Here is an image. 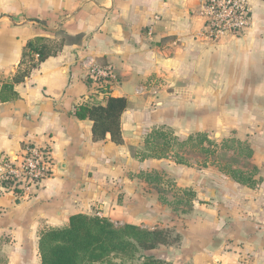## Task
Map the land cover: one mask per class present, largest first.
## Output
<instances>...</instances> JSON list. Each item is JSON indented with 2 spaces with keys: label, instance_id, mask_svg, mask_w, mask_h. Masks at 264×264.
I'll return each mask as SVG.
<instances>
[{
  "label": "crops",
  "instance_id": "obj_1",
  "mask_svg": "<svg viewBox=\"0 0 264 264\" xmlns=\"http://www.w3.org/2000/svg\"><path fill=\"white\" fill-rule=\"evenodd\" d=\"M204 1L0 0V170L2 158L34 144L48 149L53 172L28 196L0 184V264H40L41 234L78 214L122 226L152 219L150 206L136 215L139 186L130 176L157 160L133 158L129 145L175 120L194 132L223 127L253 148L262 181L220 188L212 207L222 216L209 230L224 240L209 260L264 264V0H248L246 32L217 40L204 35ZM59 40L56 56L13 84L30 42ZM98 65L114 70L106 93L89 76ZM107 95L128 100L121 145L94 141L92 121L76 116Z\"/></svg>",
  "mask_w": 264,
  "mask_h": 264
},
{
  "label": "rangeland",
  "instance_id": "obj_2",
  "mask_svg": "<svg viewBox=\"0 0 264 264\" xmlns=\"http://www.w3.org/2000/svg\"><path fill=\"white\" fill-rule=\"evenodd\" d=\"M52 42L51 48L55 49L61 41ZM97 91H100L99 88ZM179 124L182 122L175 120L174 128L166 125L153 126L148 133L139 138V142L129 145L130 153L138 152L144 156L154 153L153 146L146 144V140L154 131H164L178 139L173 142L169 158L157 160L152 168L139 174H131L130 178L136 179L139 186L137 191L134 190L137 202H140V206L136 208V215L140 216L146 212L144 206H150L153 210L152 219L138 227L168 230L172 237H179V241L154 251L140 252L136 255V262L155 258L171 264H192L194 259H199L201 262L198 261V264H211L209 259L214 260V253H219V246L224 240L223 237L219 239L214 236L215 227L209 230V227L213 226L209 223L210 220L216 217L218 222V218L222 216V213L215 212L212 206L215 205V199L220 201L221 196H224L220 189L224 187V183L234 182L223 174L222 170L234 167L243 170L248 173L246 176H249L253 172L252 166H255L250 158H246L253 148L248 141L242 142L238 139L235 132L226 131L223 127L194 132L190 128L180 127ZM198 134L206 135L213 145H200L196 139ZM191 137L195 140L188 142ZM184 142L188 143L180 145ZM155 145L162 148L163 141L157 139ZM202 147L212 148L216 153L207 157L201 153ZM181 159L188 165L179 164ZM255 176L259 184L262 179L258 178L257 173ZM93 216L101 217L98 213ZM216 229L224 231V227Z\"/></svg>",
  "mask_w": 264,
  "mask_h": 264
},
{
  "label": "trees",
  "instance_id": "obj_3",
  "mask_svg": "<svg viewBox=\"0 0 264 264\" xmlns=\"http://www.w3.org/2000/svg\"><path fill=\"white\" fill-rule=\"evenodd\" d=\"M81 40L78 36L76 41ZM62 45L55 49L44 43L30 42L22 60V68L13 78V84L24 82L42 63L50 57L56 56L62 49ZM103 66V65H101ZM105 87V86H104ZM105 88L100 93H106ZM104 103H84L76 110V116L80 120H90L93 123V140L103 141L107 137L116 144L123 143L121 118L128 108V100L125 97L106 96ZM163 141V147L155 145L156 140ZM199 144L213 143L204 134H198ZM178 139L167 132L156 130L146 140L147 145H152L154 153L141 156L138 152L132 151V157L137 160L145 159H167L170 157V149L173 142ZM195 138H189L188 142ZM181 143L184 146L186 143ZM201 153L211 157L216 153L212 148H201ZM251 150L246 158L251 159ZM179 164L188 165L186 161L180 160ZM207 166V162L205 163ZM253 172L248 173L234 167L222 170V173L231 178L234 182L254 188L257 184L255 174L258 170L252 166ZM179 241V237H172L168 230H149L136 225L126 224L116 226L105 217L88 216L78 214L72 216L69 224L63 228L49 229L44 231L39 240L40 264H171L164 260L146 258L136 262V255L140 252H150L159 247L171 246Z\"/></svg>",
  "mask_w": 264,
  "mask_h": 264
},
{
  "label": "built area",
  "instance_id": "obj_4",
  "mask_svg": "<svg viewBox=\"0 0 264 264\" xmlns=\"http://www.w3.org/2000/svg\"><path fill=\"white\" fill-rule=\"evenodd\" d=\"M204 35L217 40L222 35H241L252 25L248 0H205ZM93 83L102 88L115 78L111 65L94 66L89 72ZM0 184L14 194L30 195L52 176V159L48 149L27 145L17 157L2 158Z\"/></svg>",
  "mask_w": 264,
  "mask_h": 264
}]
</instances>
